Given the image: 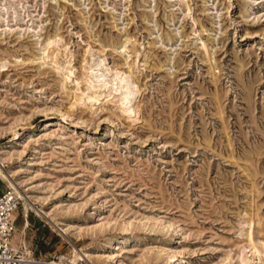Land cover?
I'll return each mask as SVG.
<instances>
[{
  "label": "rangeland",
  "instance_id": "1",
  "mask_svg": "<svg viewBox=\"0 0 264 264\" xmlns=\"http://www.w3.org/2000/svg\"><path fill=\"white\" fill-rule=\"evenodd\" d=\"M1 153L39 262L264 264V0H0Z\"/></svg>",
  "mask_w": 264,
  "mask_h": 264
},
{
  "label": "built area",
  "instance_id": "2",
  "mask_svg": "<svg viewBox=\"0 0 264 264\" xmlns=\"http://www.w3.org/2000/svg\"><path fill=\"white\" fill-rule=\"evenodd\" d=\"M19 202L9 193L0 194V264H44L20 251H14L10 239L15 233L12 216Z\"/></svg>",
  "mask_w": 264,
  "mask_h": 264
},
{
  "label": "bare ground",
  "instance_id": "3",
  "mask_svg": "<svg viewBox=\"0 0 264 264\" xmlns=\"http://www.w3.org/2000/svg\"><path fill=\"white\" fill-rule=\"evenodd\" d=\"M129 88H130V87H128V89H129ZM128 89H127V91H128ZM128 94H129V92H127L126 95L124 94L126 98H127V95H128ZM130 94H131V93H130ZM20 133H21V130H18V131L16 132L17 135H20ZM0 155H2V153H1ZM0 160H1V158H0ZM4 174H5V173H4V171H3V164L0 162V184H3L4 181H7L9 187L11 188V189L9 190V194L15 196V198L20 197V195H19L18 191L16 190V188H15L14 186H12V184H10L9 180L6 178V176H5ZM25 211L28 212V207H25ZM14 227H15V225H14ZM15 232H16V229H15ZM14 234H15V233H14ZM14 234H13V236H14ZM13 236H12L11 239H10V245H11L12 248H13V246H12V239L15 238V237H13ZM253 248H254V250L256 251V253H259V250H258L257 248H255V247H253ZM13 250H14V249H13ZM14 251H15V250H14ZM77 253H78V252H77ZM77 253H75L74 259L72 260L73 263H76V261H82L83 258H85V257H89L87 254L78 255ZM256 253H255V254H256ZM113 257H114L113 255H109V256H108V259L111 260V259H113ZM168 258H169L170 260H173V259L175 258V256L170 254V256H169ZM108 259H107V260H108ZM38 260H39V259H38ZM38 262H39V261H38ZM242 262H243V264H250V263H249L250 260L247 259L246 257H244V259L242 260ZM39 263H41V262H39ZM50 264H54V263H50Z\"/></svg>",
  "mask_w": 264,
  "mask_h": 264
}]
</instances>
